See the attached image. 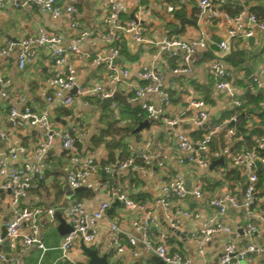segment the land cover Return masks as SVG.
Masks as SVG:
<instances>
[{"label":"crops","instance_id":"obj_1","mask_svg":"<svg viewBox=\"0 0 264 264\" xmlns=\"http://www.w3.org/2000/svg\"><path fill=\"white\" fill-rule=\"evenodd\" d=\"M223 1V8L229 13L247 9L260 19H264V0ZM197 2L198 0H185L183 3L179 0H122L119 2L120 21L126 23L138 16L145 41L134 43L129 34L118 31L116 39L109 43L102 37L108 30L105 23L107 9L104 0H57L60 6L72 5L75 12L71 14V18L90 31V34L79 45L80 52L68 53L65 58L66 64L75 67L77 84L85 91L83 94H73L74 101L69 106L47 101V95L56 89L50 82L55 74V68L49 58L48 47L31 44L29 49L33 52V58L23 69L17 65L18 49L15 48L5 54L0 53V75L9 80L7 87L9 95L4 98L0 97V130L7 133L11 143L25 147V150L20 152L15 160L9 161V164L19 165L25 161H31L32 150L42 138V130L39 127L28 122L14 126L11 122L9 118L11 106L13 104H16L17 108L22 106L21 103L15 101L16 95L24 96L25 104L35 110H47L55 126L75 125L80 136L76 142L78 155L83 157L92 154L99 163L97 173L90 176L87 183L83 185L87 188L73 192L66 180V168L71 165L70 155L61 148L58 141L55 142L43 159L45 178L32 182L23 204L57 207L65 219L66 203L72 196L82 200L87 208L92 210L100 201L109 198L110 189L115 186L121 188L130 199L145 205L148 209H153L160 226L169 235L166 241L169 250L180 252L190 263L215 264L223 252L225 243L229 240H234L238 247L246 245L247 240L242 235L241 228L246 221L247 212L244 209L233 207H229L227 213L221 218L232 233H215L207 245L204 256L196 252L195 245L190 239L191 231L198 229L203 221L213 214L214 210L209 205L211 197H220L226 191L236 195L242 192L246 177L241 169L231 166L228 155L224 156V164L216 165L212 169L200 168L190 163H178V156L181 152L176 148L174 139L168 138V127L163 117L156 116L151 117L148 128L136 132L137 134L107 135L98 145H95L94 141L101 129L106 128L108 122L116 121L115 124L120 127L133 125L131 121L133 114L128 112V109L142 110L146 114L141 107L143 102L162 107L164 117L177 119L173 130L184 133L191 140L202 137L218 124L228 123L230 116L227 118V115L235 108L232 98L214 86L208 66L213 59L222 60L231 72L235 95L242 101V104L246 93L253 95L261 93L262 98L257 105L248 106L252 109V113L248 116L247 126L251 127L256 123L264 130V121L256 114L264 110V88L257 87L251 79L252 75L259 73L258 70L264 61V33L255 31L249 37L252 39L248 37L229 38L227 24L223 18H216L211 22L198 18ZM169 5H173L174 9L169 10ZM69 20L68 16L52 18L49 13L31 4L14 6L9 1L4 6H0V49L9 40H19L35 35L39 28L63 33V44L69 45L74 37ZM164 36L183 40L203 39L191 57L189 73H175L173 69L179 64V60L168 54L155 58L157 47L151 42L159 41ZM221 41H225V49L219 47ZM116 46L119 47L120 52L114 60V65L119 69L127 68L129 72L124 81L132 83L133 87L144 84L145 81L139 77L138 73L145 68L157 66L162 74V86L171 96L168 104L163 103L159 95L155 93H145L133 101V89L121 84L117 86V90L126 95L130 106L123 105L119 100H115L114 105L108 107L100 106L102 100L100 94L88 90L96 84H104L105 88L108 87L106 77L109 70L104 64L93 63L92 57L97 53L107 55ZM184 88L192 89L195 96L203 98L206 102L208 118L201 127L192 123L191 116L194 114V109L189 107ZM56 117L64 123L56 121ZM240 140V137L228 138L216 134L212 137L210 148H221L227 144L231 152H240L246 148L242 143L239 144ZM145 141H149L154 148L169 152L170 157L165 169L152 164L123 175L108 176L104 172L103 166L110 163L108 162L110 150L107 146L109 143L112 144L114 159L117 160L121 155L124 157L131 149H141ZM5 146L6 142L0 139V151ZM229 169L234 171L230 177L227 176ZM173 172H180L185 179L190 180L192 186L197 182L202 185L201 197L188 195L184 200L174 203L196 214V216L192 215L182 220L179 231L185 234L183 236L169 230L163 217V210L155 206L161 185ZM261 193H264V190ZM261 193L252 208V213L255 215L252 220L257 224L255 241L264 244V226L260 225L258 217L263 214L264 210V194ZM10 211V193L5 189H0V236L1 228L9 217ZM140 215V211H127L120 203L113 201L106 212V217L97 223V235L90 247L98 249L100 255L107 253L111 264H157L152 259L153 254L143 247H140V255L137 258L129 254L116 259L112 258L114 249L108 236L109 221L118 218L121 229L138 237L139 234L132 229L130 220ZM40 221V232L46 250L42 252L33 247L21 252L19 247L12 250L4 245L2 249L8 257L21 258L24 264H88V258L80 242L69 253V260L61 259L59 246L62 235L57 230L58 220L56 219L54 224L46 223L44 218ZM0 264L5 263L0 262ZM239 264H264V256L251 254Z\"/></svg>","mask_w":264,"mask_h":264},{"label":"built area","instance_id":"obj_2","mask_svg":"<svg viewBox=\"0 0 264 264\" xmlns=\"http://www.w3.org/2000/svg\"><path fill=\"white\" fill-rule=\"evenodd\" d=\"M9 1L14 6L34 5L41 11L49 13L52 18L70 17L69 26L74 33V37L69 45L63 44V33L50 32L44 28H39L35 35L19 40H9L0 49L1 54H5L15 48L18 49L17 65L20 69H23L33 58V52L29 49L31 44L48 47L49 58L55 68V74L50 82L56 89L47 95V101L62 106H69L74 101V95L70 92L71 89L76 87L75 94L78 95L83 94L85 91L77 84L75 67L66 64L65 58L68 53L80 52L79 45L90 34V31L71 18V14L75 12V8L72 5L63 7L57 3V0H0V6H4ZM104 1L107 9L105 23L108 26V30L102 37L107 42L112 43L116 39L118 31L129 34L134 43L145 41L138 16L126 23L120 21L119 2L122 0ZM179 1L183 3L185 0ZM223 6V0H198V18H203L207 22H211L216 18H223L227 24L229 38H249L255 31L264 33V19H260L255 13L247 9L229 13ZM168 9H174L173 5H169ZM202 42V38L183 40L164 36L159 41L151 43L157 47L155 58L168 54L178 59L179 64L173 71L186 74L191 71V57L197 46ZM219 47L225 49V41H221ZM119 52V47L116 46L107 55L97 53L92 57L93 63L104 64L109 70L106 77L108 87L105 88L104 84H96L88 91L98 92L100 98H107L118 91L117 86L123 84V86L133 89V101H136L145 93H155L159 95L163 103L168 104L171 96L162 86V74L158 67L153 66L140 71L138 73L139 77L145 83L133 87L132 83L124 81V78L129 73L128 69H119L114 65V60L119 55ZM208 66L215 88L224 91L232 98L234 108L240 107L242 101L235 95L231 72L223 61L213 59ZM258 71L259 73L252 75L251 79L257 87L264 88V61ZM8 85L9 80L0 75V97L4 98L9 95ZM183 91L187 94L189 107L194 109V114L191 116L192 123L201 127L208 118L206 102L203 98L195 96L190 88H184ZM15 101L21 103L22 106L17 108L16 104H13L10 108L9 118L13 125L17 126L22 125L23 122H28L42 130V138L32 150L31 161H25L19 165L9 164L10 160H15L19 153L25 150V147L11 143L7 133L4 130H0V139L6 142L5 148L0 151V189L9 190L11 205L10 215L4 222L6 234L4 237L0 236V262L5 264H24V261L21 258L13 259L8 257L2 249L4 245H7L12 250H16L19 247L21 252L33 247L40 249L42 252L46 250L43 236L40 232V220L45 217L46 223L55 222V213L59 209L53 206H30L23 204V201L27 197L28 189L32 182L45 178L43 159L54 143L58 141L61 148L70 155L71 165L66 168V180L71 191L85 185L88 178L95 175L99 168V163L92 154L83 157L78 155L76 142L80 139V136L75 125L55 126L47 110L33 109L25 104V98L21 95H16ZM113 103L112 105H114ZM141 107L150 121L151 117L154 116L163 117V121L168 127V138L174 139L176 148L181 152L178 156V163H190L200 168H209L211 161L220 157L224 159V156L228 155L231 166L241 169L246 177L240 195L226 191L220 197H211L209 199V205L214 210L213 214L203 221L198 229L192 230L190 233V239L195 245L196 252L200 256H204L207 245L215 233H232V230L222 222L221 218L227 213L229 207H233L235 209H244L247 212L246 221L241 228V233L246 238L247 243L238 247L234 240H229L225 243L223 252L215 264H239L241 260L246 259L251 254L264 256V244L255 241L254 236L257 232V224L252 220L255 216L252 213V208L259 199L260 190H264V135L255 138V144L252 147L244 148L240 152H231L227 144L221 148L211 149L210 143L214 135L223 132L224 136L229 138L235 134L236 128L228 126V123L236 120V112L229 117L228 123L218 124L214 128L209 129L202 137L191 140L184 133L173 130L177 119L164 117L162 107H156L147 102H143ZM169 157L170 154L167 150L154 148L149 141H145L141 149L129 150L123 158L104 165L103 170L109 176L123 175L152 164H155L160 169H165ZM188 195L196 198L201 197L202 185L197 182L195 185H191L190 189H187L185 178L180 172L170 174L168 179L161 185L160 195L155 202V206L161 207L163 210V217L169 226V230H179L184 218H189L192 215L196 216L189 209L177 204L174 205L175 202L184 200ZM113 201H118L127 211L141 212L140 216H134L130 220L132 229L139 234L138 237L121 229L118 224V218L109 221L108 236L114 249L113 259L124 254L137 258L140 255V247H143L148 252L161 258L166 264H193L180 252L169 250L166 243L169 235L160 226L153 209H148L145 205L130 199L121 188L115 186L111 187L109 198L100 201L92 210H89L82 200L74 196L66 203L65 219L71 230L62 235L59 246L61 259L69 260V253L78 242L82 241L88 246L93 244L97 235V223L106 217V212ZM258 217L260 225L264 226V210L263 214L258 215ZM171 232L174 233L173 231Z\"/></svg>","mask_w":264,"mask_h":264},{"label":"trees","instance_id":"obj_3","mask_svg":"<svg viewBox=\"0 0 264 264\" xmlns=\"http://www.w3.org/2000/svg\"><path fill=\"white\" fill-rule=\"evenodd\" d=\"M261 98H262V95L260 92H258L256 95H253L251 93H246L243 104H241L240 107L235 108L232 111H230L229 115H227V118H228L234 112L237 113L236 120L234 122L230 121L228 123V126H234L236 128V132L233 135V138L240 137L241 142H239V144L242 143L243 145L246 146V148H250L255 144V138L261 137L264 135V130L262 126H259L256 123H254L251 127L247 126L248 116L250 113H252V109L249 108L248 106L250 104L257 105V102ZM128 112H131L133 114L131 117V121L133 125L120 127L115 124L116 121L108 122L106 125V128L101 129L99 136L95 138L94 140L95 145H98L101 142L102 138H104L107 135L123 136V135L131 134V133L137 134L136 132H133V130L137 126L139 121L145 119L146 114L142 110H138V109H134V110L128 109ZM256 114H258L261 120L264 121V110H262L261 112L258 111ZM218 135H224V134L222 132V133H219ZM107 146L110 150L108 162L112 163L115 161L114 159L115 157L113 154V147L111 143H109ZM213 149H216V148H213ZM119 158H123L122 155ZM227 172H228L227 173L228 177L234 174L233 169H229ZM261 192L262 190H260V193ZM261 194H264V193H261Z\"/></svg>","mask_w":264,"mask_h":264},{"label":"water","instance_id":"obj_4","mask_svg":"<svg viewBox=\"0 0 264 264\" xmlns=\"http://www.w3.org/2000/svg\"><path fill=\"white\" fill-rule=\"evenodd\" d=\"M248 39H252V38H248ZM75 91H76V87L71 89L70 92L75 94ZM115 100H119L125 106H128V107L130 106V102H128L126 95L122 94L119 91L114 92L112 94V96H110V97L102 98L100 106L101 107L111 106ZM55 120L64 123V121L59 119L58 117H56ZM149 125H150V120L148 118H145V119L138 122V124L134 128L133 132H138L144 128H148ZM223 162H224L223 157L215 159V160L211 161V163L209 165V169H212L214 166H216L218 164H222ZM185 186L187 189L191 188V182L189 179H185ZM86 188H87V186H81V187L74 189L73 192H79V191L86 189ZM7 191H9V190H7ZM116 202H118V201H116ZM55 217L58 220L57 230H58L60 235H64L65 233H67L71 230L70 225L66 222L64 217H62V215L59 211L55 213ZM170 230L173 231L174 233H176L177 235H181V236L185 235V234L181 233L179 230H174V229H170ZM5 234H6L5 227L2 226L1 237H4ZM80 245H81L82 250L84 251V253L86 254V256L88 258V261H87L88 264H111L107 253H103L100 255L98 252V249L92 248V247L84 244L82 241L80 242ZM152 259L157 264H166L161 258H159L156 255H153Z\"/></svg>","mask_w":264,"mask_h":264},{"label":"rangeland","instance_id":"obj_5","mask_svg":"<svg viewBox=\"0 0 264 264\" xmlns=\"http://www.w3.org/2000/svg\"><path fill=\"white\" fill-rule=\"evenodd\" d=\"M50 151H51V150H50ZM50 151H49V153H50ZM43 218H44V221H45L46 218H45V217H43ZM44 221H42V222H44ZM53 224H54V223H53ZM51 226H52V224H51ZM46 230H47V229H46ZM59 254H60V251H59Z\"/></svg>","mask_w":264,"mask_h":264}]
</instances>
